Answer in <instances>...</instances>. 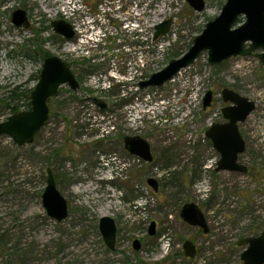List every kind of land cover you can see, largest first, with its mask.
Here are the masks:
<instances>
[{
	"label": "rangeland",
	"instance_id": "374dc122",
	"mask_svg": "<svg viewBox=\"0 0 264 264\" xmlns=\"http://www.w3.org/2000/svg\"><path fill=\"white\" fill-rule=\"evenodd\" d=\"M20 1L24 0L2 6L0 0V96L14 87L31 95L46 54L69 63L81 87L60 88L49 102V123L32 144L18 147L9 136L0 138V264H240L237 241L264 231V65L257 57L239 56L212 66L204 52L164 86H137L140 78H149L183 56L227 0H205L202 12L186 0H121L112 11L107 0H73L76 12L71 0H29L31 28L17 30L5 13ZM162 7L165 13L159 12ZM133 17L138 33L142 29V68L138 59L139 74L126 86L103 89L97 77L108 74V66L129 61L122 63L114 57H122V52H111L113 61L108 62L107 47L112 50L116 40L107 44V28L117 32L118 43L131 46L135 40L126 24ZM168 19L169 33L153 40L156 25ZM55 20L74 25L77 37L67 40L55 33ZM244 21L241 17L238 23ZM96 34L103 41L84 56L79 46L89 45ZM225 88L256 104L239 123L246 141L239 163L247 173L217 171L221 156L206 136L212 123L224 121ZM210 90L214 97L205 110L203 99ZM95 98L110 105L106 116L86 111L95 106ZM132 107L142 121H129ZM146 108L153 116L158 108L164 121L148 118L142 113ZM10 115L0 106V123ZM104 117L115 129L99 138L97 128L105 125ZM127 136L148 140L153 162L131 156L124 147ZM105 162L107 170L115 171L111 181L101 179ZM48 168L68 201L69 216L61 223L48 217L42 203ZM149 178L158 181L157 192L148 185ZM186 203H196L205 214L208 234L183 221L180 213ZM104 216L117 223L115 251L100 232ZM153 221L157 234L151 237ZM135 240L142 245L138 251ZM187 240L197 248L193 259L183 251Z\"/></svg>",
	"mask_w": 264,
	"mask_h": 264
},
{
	"label": "water",
	"instance_id": "95a60500",
	"mask_svg": "<svg viewBox=\"0 0 264 264\" xmlns=\"http://www.w3.org/2000/svg\"><path fill=\"white\" fill-rule=\"evenodd\" d=\"M196 11L202 12L206 7L205 0H186ZM244 17L245 21L238 23ZM13 22L17 27H29L25 11L17 9L13 14ZM172 20L168 19L156 26L154 39L168 34ZM55 33L67 40L75 36L73 26L65 20L52 22ZM261 50L257 53L256 51ZM207 52L210 65H219L234 57H257L264 65V0H227L221 14L206 24L204 31L195 37L191 48L181 57L173 59L161 71L150 75L148 80L140 83V88H159L172 80L181 70L192 66L197 59ZM67 85L77 91L81 85L67 63L58 56H49L44 60L39 81L31 92V109L12 114L6 121L0 123V137L9 136L18 147L32 144L38 132L49 119L50 99L58 95L59 88ZM213 91H208L203 99L206 110L213 101ZM222 99L228 104L222 109L224 122L213 123L206 132V136L219 152L221 158L217 171L247 173L248 168L239 163V156L246 150V141L240 133L239 123L245 122L255 110L256 104L240 93L225 88ZM96 103L105 110L107 103L97 98ZM125 150L143 159L147 163L153 162L151 144L140 136H127L124 139ZM47 186L42 196L43 207L48 217L56 222H63L69 216L67 199L57 188L52 169H47ZM148 185L157 192L159 183L154 178L147 180ZM181 218L190 226L198 227L208 234L210 229L205 214L196 203H186L180 213ZM156 222L149 227V235L156 233ZM104 242L110 250L116 248V221L104 216L99 223ZM238 246L244 247L241 261L244 264H264V231L258 236L242 238ZM133 248L141 249V242L135 240ZM183 250L188 258H195L197 249L195 244L187 240Z\"/></svg>",
	"mask_w": 264,
	"mask_h": 264
},
{
	"label": "built area",
	"instance_id": "2783aa9c",
	"mask_svg": "<svg viewBox=\"0 0 264 264\" xmlns=\"http://www.w3.org/2000/svg\"><path fill=\"white\" fill-rule=\"evenodd\" d=\"M117 3L120 4L121 3L120 0H116V4ZM69 4L73 5V11L76 12L77 9H78V7H76V2L71 0ZM72 26H73V29L76 32L77 28L74 25H72ZM95 36H96L95 39H93V38L89 39V42L91 41V44L86 41L87 44H89V45L84 46V47L83 46L81 47V45L79 46L80 53L83 54L84 56L88 55L91 50H95L96 48H98V46H99L98 43H101L103 41V39H98L97 38V37H100L101 34H96ZM153 40H155V39L153 38ZM82 44H85V42H82ZM98 59H101V57H98ZM138 59H139V62H140V67L139 68L141 69L142 68L141 64L144 63L143 62L144 61L143 60V49H142V53L138 54V56L135 55L131 59H129L128 63H126L125 66L122 65L125 68V72L124 73L120 72V70H119L120 67H118L116 65H113V68H112L113 70L109 71L108 74L100 75V77H97V85L101 86V88H103V89H106V88L113 89V87L115 88V86L117 84H124V85H121V86H126V83L130 82L133 78H135L139 74V71H138ZM135 71H136V74H134ZM141 75H142V73H141ZM109 76H110V78H109ZM145 80H148V78L145 79ZM145 80L140 78V81L137 83V86H138L139 90H144V89L140 88V83L142 81H145ZM172 80H170V81H172ZM160 103H161L160 104L161 106L165 105V101L164 100H161ZM95 105H96V103H95ZM94 107L95 106H92L91 108H88L89 110H87V108H86V111H90V110L94 109ZM132 108H133L132 109L133 111L131 110L129 112V116H128L129 121L131 123L132 122L133 123H137L138 120L142 121L143 117H141L140 114L137 113V108L136 107H132ZM144 112H145V114H146V116L148 118H151L152 120L155 119V121L157 120L158 124H161L164 121L163 117L161 115H159V109L158 108H157V110H155V115L156 116L152 115L151 108H146V111H142V113H144ZM157 112H158V115H157ZM104 116H106V115H104ZM104 119L107 120V117L106 118L104 117ZM89 120H91V115L89 117ZM110 120L111 119H108L107 121H105V125L104 126L101 125L98 128L96 126H94V125H91L92 127H94V128L96 127L98 129L97 136L99 138H105V137L109 136L113 132V130L115 129V126L112 125V122ZM106 163L107 162L103 163V165H104L103 166V171H104V175L105 176H102L101 179L112 180V179H114L113 174H114L115 171L113 170V168H111V169L109 168V170H107V166L108 165Z\"/></svg>",
	"mask_w": 264,
	"mask_h": 264
},
{
	"label": "flooded vegetation",
	"instance_id": "af4514ba",
	"mask_svg": "<svg viewBox=\"0 0 264 264\" xmlns=\"http://www.w3.org/2000/svg\"><path fill=\"white\" fill-rule=\"evenodd\" d=\"M120 2H121V0H120ZM11 3H14V0H2V6H7V5H10ZM107 6L109 7V10L110 11H112V7L114 8L115 6H116V0H107ZM28 7H29V0H24L23 2L22 1H20L19 2V5L18 6H15V4L14 5H11V7L8 9V11L5 13L7 16H9V18H10V20H11V24H12V26L15 28V29H17V30H22V29H24V30H28V29H30L31 28V19H30V17H29V11H28ZM17 9H20V10H23V11H25L26 12V14H27V19H28V21H29V24H30V26L29 27H17L16 25H15V23L13 22V14H14V12L17 10ZM135 16H137V14L135 15ZM128 20V19H127ZM158 25V24H157ZM156 25V26H157ZM172 25V24H171ZM111 26V25H110ZM126 27L127 28H130V30H132L131 31V37H132V39L133 40H135V44H132L131 46L130 45H127V43L126 42H122V43H118V39L119 38H117V32H113L112 30H109V28H107V44L108 43H110V45L112 44V40L111 39H113L114 41L116 40V43H115V47H112V50H110L109 49V47H107V51H108V53L109 54H107V58H109V60H108V62L110 63V61H113V59H111V57H110V53L112 52L113 54H116V53H119V52H122V57H118V55H114V57L115 58H119V60L123 63V62H125V61H127V60H129V59H131L134 55H137L138 56V54H140V53H142V48H143V40H142V29H140V33H138L139 32V29L137 28L138 27V20H137V18H135V17H133V18H130L128 21H127V24H126ZM156 28V27H155ZM156 30V29H155ZM75 31V30H74ZM134 32V33H133ZM156 33V32H155ZM61 36V35H60ZM62 38H64L63 36H61ZM77 37V32H75V36H74V38H76ZM73 38V39H74ZM157 40V39H156ZM49 57V56H48ZM47 57H45V59H46ZM129 58V59H128ZM44 59V60H45ZM43 63H44V61H43ZM67 63V62H66ZM114 63V62H113ZM67 65L71 68V70H72V72L74 73V71H73V68H72V66L69 64V63H67ZM43 67V66H42ZM113 68V65H110V67L108 66V71H107V73H109V71H111V70H113L112 69ZM119 70H120V72H122V73H124L125 72V68L123 67V66H120V68H119ZM42 71V70H41ZM74 75H75V73H74ZM76 76V75H75ZM77 78V77H76ZM78 80V79H77ZM61 88V87H60ZM60 88H59V91H60ZM59 91H58V95H59ZM57 95V96H58ZM56 96V97H57ZM51 100V99H50ZM95 100H96V98H95ZM50 102V101H49ZM95 103H96V101H95ZM212 105V104H211ZM107 106V108L105 109V110H102V108L96 103V105H95V107H94V112H100V113H102V114H107V112H109L110 111V105L109 104H107L106 105ZM49 109H50V107H49ZM30 110V109H29ZM87 110H89L88 108H87ZM23 111H25V110H23ZM21 112V111H20ZM50 118H51V113L49 114V119H48V121L45 123V125H47L48 123H49V120H50ZM224 122V121H223ZM216 123H222V122H216ZM45 125L43 126V127H45ZM41 131V130H40ZM39 131V132H40ZM38 132V133H39ZM37 136V135H36ZM3 137V136H2ZM1 138V137H0ZM36 138V137H35ZM35 141V140H34ZM131 156H133V155H131ZM133 157H135V156H133ZM138 158V157H137ZM139 159H141V158H139ZM104 160V159H103ZM141 160H143V159H141ZM144 161V160H143ZM46 173H47V171H46ZM48 177V176H47ZM59 223V222H58ZM117 224V223H116ZM157 224V223H156ZM194 227V226H193ZM117 234H118V227H117ZM157 234V225H156V233H155V235ZM154 235V236H155ZM154 236H151V237H154ZM140 241V240H139ZM239 241V240H238ZM238 241H237V243H238ZM185 243V242H184ZM236 243V245H237V247H239V248H242V252H243V250H244V247H240V246H238V244ZM116 245H117V235H116ZM141 247H142V245H141ZM197 249V248H196ZM115 250H116V248H115ZM115 250H111V251H115ZM184 251V250H183ZM241 252V253H242ZM184 254H185V252H184ZM186 256V255H185ZM187 257V256H186ZM240 259H241V255H240ZM240 264H244L242 261H241V263Z\"/></svg>",
	"mask_w": 264,
	"mask_h": 264
},
{
	"label": "trees",
	"instance_id": "16d2710c",
	"mask_svg": "<svg viewBox=\"0 0 264 264\" xmlns=\"http://www.w3.org/2000/svg\"><path fill=\"white\" fill-rule=\"evenodd\" d=\"M49 55L46 54L45 57ZM0 106L9 110L11 114L18 113L23 110L31 109V95L29 91H22L21 87H14L7 94L0 96ZM55 155H59L60 151H56Z\"/></svg>",
	"mask_w": 264,
	"mask_h": 264
},
{
	"label": "bare ground",
	"instance_id": "6f19581e",
	"mask_svg": "<svg viewBox=\"0 0 264 264\" xmlns=\"http://www.w3.org/2000/svg\"><path fill=\"white\" fill-rule=\"evenodd\" d=\"M160 13H165V8L162 7L161 10L159 11Z\"/></svg>",
	"mask_w": 264,
	"mask_h": 264
}]
</instances>
